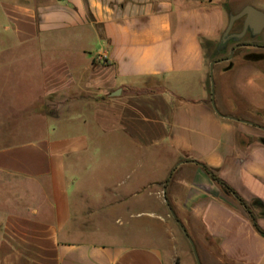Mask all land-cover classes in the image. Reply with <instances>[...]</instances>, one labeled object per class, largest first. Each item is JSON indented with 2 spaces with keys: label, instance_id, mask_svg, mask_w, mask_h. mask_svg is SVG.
Returning <instances> with one entry per match:
<instances>
[{
  "label": "crops",
  "instance_id": "0c3cea01",
  "mask_svg": "<svg viewBox=\"0 0 264 264\" xmlns=\"http://www.w3.org/2000/svg\"><path fill=\"white\" fill-rule=\"evenodd\" d=\"M247 6L0 0V264H180L189 238L264 264V28L220 45Z\"/></svg>",
  "mask_w": 264,
  "mask_h": 264
},
{
  "label": "water",
  "instance_id": "95a60500",
  "mask_svg": "<svg viewBox=\"0 0 264 264\" xmlns=\"http://www.w3.org/2000/svg\"><path fill=\"white\" fill-rule=\"evenodd\" d=\"M252 13H255L257 15L260 16V19L258 20L257 24L253 25V18H252ZM246 17L245 22H244V27L243 30L239 33H235L233 32V27L234 24L237 20ZM264 28V14L260 11L255 10L253 7L251 6H247L246 8H244L241 12L237 13V14H231L229 17V22H228V26L221 38V44L222 46L226 45L229 40L231 39H235L237 41H239L249 30H251V32L256 35L259 34L262 29ZM215 61H213L211 63V69L213 70ZM184 231H186L185 227L183 226ZM194 250V254L196 256L197 262L198 264H202L198 251L196 249V246L194 244V241L189 238Z\"/></svg>",
  "mask_w": 264,
  "mask_h": 264
},
{
  "label": "rangeland",
  "instance_id": "374dc122",
  "mask_svg": "<svg viewBox=\"0 0 264 264\" xmlns=\"http://www.w3.org/2000/svg\"><path fill=\"white\" fill-rule=\"evenodd\" d=\"M249 77L250 76L248 74L246 76L244 75L241 82L244 81L245 84H248ZM239 88H240L239 93L240 95H242L244 103L248 105L249 107H253L254 106L253 103L257 101L259 92H257L255 88H252L249 86L243 87L241 86V84ZM95 191L97 192V189H95ZM178 252H179L180 260H181L180 264H198L196 256L194 254V250L191 249L189 251H186L184 249L179 248Z\"/></svg>",
  "mask_w": 264,
  "mask_h": 264
},
{
  "label": "flooded vegetation",
  "instance_id": "af4514ba",
  "mask_svg": "<svg viewBox=\"0 0 264 264\" xmlns=\"http://www.w3.org/2000/svg\"><path fill=\"white\" fill-rule=\"evenodd\" d=\"M250 55L253 58V61L254 62L263 60L262 63L264 64V58H263V56L260 53H258V52H251Z\"/></svg>",
  "mask_w": 264,
  "mask_h": 264
},
{
  "label": "trees",
  "instance_id": "16d2710c",
  "mask_svg": "<svg viewBox=\"0 0 264 264\" xmlns=\"http://www.w3.org/2000/svg\"><path fill=\"white\" fill-rule=\"evenodd\" d=\"M222 184H224L225 186H227L228 188H230L225 182H222ZM253 217V216H252ZM255 225L257 226V224L255 223ZM258 230L264 235V230H262L259 226H257Z\"/></svg>",
  "mask_w": 264,
  "mask_h": 264
},
{
  "label": "built area",
  "instance_id": "2783aa9c",
  "mask_svg": "<svg viewBox=\"0 0 264 264\" xmlns=\"http://www.w3.org/2000/svg\"><path fill=\"white\" fill-rule=\"evenodd\" d=\"M105 58H106V56H104V55H101V56H100V59H101V60H104Z\"/></svg>",
  "mask_w": 264,
  "mask_h": 264
}]
</instances>
